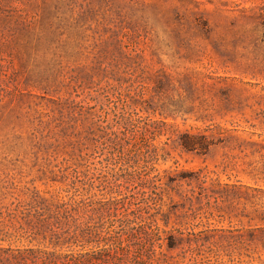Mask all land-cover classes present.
Returning <instances> with one entry per match:
<instances>
[{
    "label": "rangeland",
    "instance_id": "374dc122",
    "mask_svg": "<svg viewBox=\"0 0 264 264\" xmlns=\"http://www.w3.org/2000/svg\"><path fill=\"white\" fill-rule=\"evenodd\" d=\"M263 34L264 0H0V264L29 244L34 191L100 193L147 159L162 177L198 176L164 177L163 209L168 229L209 238L196 261L178 248L162 264H264L247 222L264 194L243 186L264 188L251 177L264 167ZM184 133L208 151L185 149Z\"/></svg>",
    "mask_w": 264,
    "mask_h": 264
},
{
    "label": "trees",
    "instance_id": "16d2710c",
    "mask_svg": "<svg viewBox=\"0 0 264 264\" xmlns=\"http://www.w3.org/2000/svg\"><path fill=\"white\" fill-rule=\"evenodd\" d=\"M52 24L48 21L50 28ZM82 107L80 104L78 113L90 120L91 128L100 127L108 135V125L97 124ZM180 140L185 149L200 153H206L210 145L202 136L189 133L182 134ZM120 170L123 174L114 171V181L107 179V190L98 188L100 193L92 192L94 182L85 189L75 181L53 192L34 191L23 204L24 223L31 237L29 244L8 248L4 264H162L168 251L178 248L184 253L191 252L196 261L195 256L201 254L208 236L199 231L185 237L178 228L168 229L169 213L163 209L161 194L164 177L166 184H172L181 179L192 181L198 176L182 172L181 176L168 173L162 177L148 159L142 165ZM251 177L264 182V167ZM52 180L58 181L54 177ZM243 186L264 194L261 186ZM253 212L252 217L247 216V222L258 219L259 223L248 229L249 240L258 239L264 248V210L257 207Z\"/></svg>",
    "mask_w": 264,
    "mask_h": 264
}]
</instances>
